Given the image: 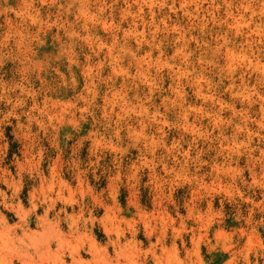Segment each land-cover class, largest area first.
<instances>
[{
    "label": "rangeland",
    "instance_id": "374dc122",
    "mask_svg": "<svg viewBox=\"0 0 264 264\" xmlns=\"http://www.w3.org/2000/svg\"><path fill=\"white\" fill-rule=\"evenodd\" d=\"M0 264H264V0H0Z\"/></svg>",
    "mask_w": 264,
    "mask_h": 264
},
{
    "label": "bare ground",
    "instance_id": "6f19581e",
    "mask_svg": "<svg viewBox=\"0 0 264 264\" xmlns=\"http://www.w3.org/2000/svg\"><path fill=\"white\" fill-rule=\"evenodd\" d=\"M61 243H62V241H61ZM61 243H60V244H61ZM97 254H98V253H97ZM27 262H28V261H27Z\"/></svg>",
    "mask_w": 264,
    "mask_h": 264
}]
</instances>
